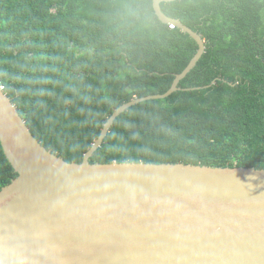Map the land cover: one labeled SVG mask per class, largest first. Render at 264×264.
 Returning <instances> with one entry per match:
<instances>
[{
    "label": "trees",
    "instance_id": "obj_1",
    "mask_svg": "<svg viewBox=\"0 0 264 264\" xmlns=\"http://www.w3.org/2000/svg\"><path fill=\"white\" fill-rule=\"evenodd\" d=\"M161 7L202 35L205 52L181 89L122 112L90 162L264 168V0ZM197 50L153 0H0L3 90L69 162L83 161L117 107L165 93ZM16 176L0 142V187Z\"/></svg>",
    "mask_w": 264,
    "mask_h": 264
},
{
    "label": "water",
    "instance_id": "obj_2",
    "mask_svg": "<svg viewBox=\"0 0 264 264\" xmlns=\"http://www.w3.org/2000/svg\"><path fill=\"white\" fill-rule=\"evenodd\" d=\"M170 1L154 10L196 54L165 93L117 107L82 162L48 150L0 88V142L17 172L0 187V264H264V168L90 162L122 112L181 89L205 52L162 10Z\"/></svg>",
    "mask_w": 264,
    "mask_h": 264
},
{
    "label": "built area",
    "instance_id": "obj_3",
    "mask_svg": "<svg viewBox=\"0 0 264 264\" xmlns=\"http://www.w3.org/2000/svg\"><path fill=\"white\" fill-rule=\"evenodd\" d=\"M169 26H170L171 28H175V27H176V25H175L174 23H170ZM0 88H1V89L4 88V86H3L2 82H1V80H0Z\"/></svg>",
    "mask_w": 264,
    "mask_h": 264
},
{
    "label": "clouds",
    "instance_id": "obj_4",
    "mask_svg": "<svg viewBox=\"0 0 264 264\" xmlns=\"http://www.w3.org/2000/svg\"><path fill=\"white\" fill-rule=\"evenodd\" d=\"M131 7V6H130ZM130 15H134V13H130Z\"/></svg>",
    "mask_w": 264,
    "mask_h": 264
}]
</instances>
